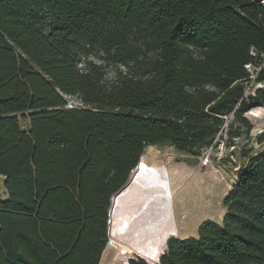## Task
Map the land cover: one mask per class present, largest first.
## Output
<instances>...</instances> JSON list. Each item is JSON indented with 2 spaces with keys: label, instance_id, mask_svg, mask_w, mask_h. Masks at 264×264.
Returning a JSON list of instances; mask_svg holds the SVG:
<instances>
[{
  "label": "trees",
  "instance_id": "16d2710c",
  "mask_svg": "<svg viewBox=\"0 0 264 264\" xmlns=\"http://www.w3.org/2000/svg\"><path fill=\"white\" fill-rule=\"evenodd\" d=\"M261 2L0 0V175L9 193L0 226L24 234L17 257L0 237V264H98L112 197L146 147L200 157L225 133L227 148L253 138L242 97L245 66L264 59ZM92 53L101 64L79 67ZM110 66L122 70L108 78ZM67 97L81 106L68 108ZM255 139L263 145L264 132ZM223 204V224L167 238L160 264H264V148L247 153Z\"/></svg>",
  "mask_w": 264,
  "mask_h": 264
},
{
  "label": "bare ground",
  "instance_id": "6f19581e",
  "mask_svg": "<svg viewBox=\"0 0 264 264\" xmlns=\"http://www.w3.org/2000/svg\"><path fill=\"white\" fill-rule=\"evenodd\" d=\"M247 115L256 130L264 127V108L250 109ZM159 148L144 149L127 184L112 197L101 264H130L138 258L159 264L160 253L168 249L167 238L198 237V229L207 221L223 224L227 212L223 202L236 180L215 171L209 155L189 168L176 164ZM222 180L224 184L218 185Z\"/></svg>",
  "mask_w": 264,
  "mask_h": 264
},
{
  "label": "rangeland",
  "instance_id": "374dc122",
  "mask_svg": "<svg viewBox=\"0 0 264 264\" xmlns=\"http://www.w3.org/2000/svg\"><path fill=\"white\" fill-rule=\"evenodd\" d=\"M85 61H92L94 63L101 64L98 59L97 53H92L88 57H81V63L79 67H83ZM122 70V68H117L115 66L106 67V73L108 78H113L118 70ZM68 101V108L81 106L79 100L76 97H67ZM255 103H260L259 101L252 102L250 105V108H254ZM252 108V109H253ZM247 115V113H246ZM248 120L253 124V127H255V130L253 133H251L252 139H247L245 135H243L240 139H236L235 146L227 148L226 145H224L226 138V133L224 134L223 140L217 145L216 148H210V149H204L202 152V155L200 157H196L193 154L190 155H183L178 153L174 147H172L170 144H160L159 149L160 151L171 155L174 157V161L176 164L181 165L185 164L189 168H196L198 165L201 164V159L205 158L206 156H210L211 162L214 163L216 166L214 168L215 171L220 170L227 178L229 179H237V172L241 165H243L247 160V153L250 152L252 154L261 151L264 148V144L260 145L257 140L255 139L256 134L258 135L260 132L264 131V127L262 129L256 130V124L253 123V121L249 118V116H246ZM233 122L230 120L229 124ZM22 127L24 129H28L29 124L28 122H22ZM236 127H239V124H236ZM257 131V132H256ZM227 132V131H226ZM167 151V152H166ZM206 166L202 168L204 172H206ZM212 181V180H211ZM223 180L220 181L218 185H223ZM211 188H214V184L212 182L209 183ZM216 188V187H215ZM112 204V202H111ZM224 205V204H223ZM109 226V219L107 224V230ZM137 261V260H134ZM132 261L131 264L134 262Z\"/></svg>",
  "mask_w": 264,
  "mask_h": 264
},
{
  "label": "built area",
  "instance_id": "2783aa9c",
  "mask_svg": "<svg viewBox=\"0 0 264 264\" xmlns=\"http://www.w3.org/2000/svg\"><path fill=\"white\" fill-rule=\"evenodd\" d=\"M261 4L264 6V0H262ZM251 55L253 57L257 56V53L254 49L251 50ZM246 71L249 74V80L247 82H245V86H244V94L242 97V101L245 100L247 103H251L255 102L256 98H258V95L260 93H264V82H258L257 79L259 77V75L261 74V72L264 69V59H260V60H256L254 63H250L247 64L245 66ZM260 103H255L254 104V108H264V99L262 101H259ZM253 107L250 108V106L248 107L247 111L244 113V117L247 118L246 113L249 112L250 109H252ZM248 119V118H247ZM230 120H234V114H231L229 117H226V127L229 124ZM251 123V122H250ZM252 124V123H251ZM253 125V124H252ZM255 130V127L252 128L251 133H253ZM264 131L260 132L258 135L262 134ZM256 134V136H258Z\"/></svg>",
  "mask_w": 264,
  "mask_h": 264
},
{
  "label": "crops",
  "instance_id": "0c3cea01",
  "mask_svg": "<svg viewBox=\"0 0 264 264\" xmlns=\"http://www.w3.org/2000/svg\"><path fill=\"white\" fill-rule=\"evenodd\" d=\"M5 183H6V178L0 175V203L9 200V193L5 188ZM23 235H24L23 233L16 230L4 231L0 226V237L5 241L8 247L9 255L11 257L18 256L17 247L20 237Z\"/></svg>",
  "mask_w": 264,
  "mask_h": 264
},
{
  "label": "water",
  "instance_id": "95a60500",
  "mask_svg": "<svg viewBox=\"0 0 264 264\" xmlns=\"http://www.w3.org/2000/svg\"><path fill=\"white\" fill-rule=\"evenodd\" d=\"M123 189V188H122ZM121 189V190H122ZM112 201V200H111ZM109 214H110V211H109ZM197 236L199 237V229H198V232H197ZM198 237H190V238H198ZM108 239H109V236H108ZM179 239V238H178ZM102 256H103V253H102V255H101V258H100V261H99V263L98 264H101V261H102ZM145 261V260H144ZM145 262H147V261H145ZM148 264H150L149 262H147ZM160 264V263H159Z\"/></svg>",
  "mask_w": 264,
  "mask_h": 264
}]
</instances>
